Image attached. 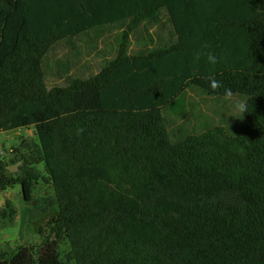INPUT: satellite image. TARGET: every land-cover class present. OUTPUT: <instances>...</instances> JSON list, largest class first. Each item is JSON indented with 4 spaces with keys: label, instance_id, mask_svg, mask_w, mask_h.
<instances>
[{
    "label": "trees",
    "instance_id": "1",
    "mask_svg": "<svg viewBox=\"0 0 264 264\" xmlns=\"http://www.w3.org/2000/svg\"><path fill=\"white\" fill-rule=\"evenodd\" d=\"M163 10L176 42L129 55ZM119 24L112 62L49 89L51 48ZM204 44L218 63L194 58ZM193 87L246 97L244 131L173 142L164 110ZM31 127L22 174L0 159V195L20 185L30 202L35 182L52 186L45 228L71 251L41 229L44 246L0 264H264V0H0V133Z\"/></svg>",
    "mask_w": 264,
    "mask_h": 264
},
{
    "label": "rangeland",
    "instance_id": "2",
    "mask_svg": "<svg viewBox=\"0 0 264 264\" xmlns=\"http://www.w3.org/2000/svg\"><path fill=\"white\" fill-rule=\"evenodd\" d=\"M162 24L146 22L141 24L131 38L129 55H143L173 43L171 25L165 10L161 12ZM164 30V37H162ZM123 26L101 28L79 38L70 39L50 49L44 60L47 85L49 89L63 86L68 76L89 79L98 75L102 68L112 62L117 55L119 38ZM224 99L211 96L200 88L193 87L164 110L169 121V132L173 142H181L189 135H199L217 126H222L230 135L242 133L246 126L245 113L241 118L226 117ZM38 142L33 127L13 132L0 133V159L6 162L13 174H22L23 162L16 150ZM25 152V151H24ZM41 172L43 167H39ZM30 202L25 200L20 185L0 195V258L9 259L19 247L44 246L38 234L58 242L62 258L71 251L64 235H50L45 228L47 220L58 213V203L52 186L44 181L32 186ZM14 214V215H13Z\"/></svg>",
    "mask_w": 264,
    "mask_h": 264
},
{
    "label": "clouds",
    "instance_id": "3",
    "mask_svg": "<svg viewBox=\"0 0 264 264\" xmlns=\"http://www.w3.org/2000/svg\"><path fill=\"white\" fill-rule=\"evenodd\" d=\"M202 57L206 58V61L209 64L218 63L216 55L210 50V47L207 44H204L202 46V49L194 54V58L196 60H200ZM211 87L214 90H217L219 87H222V84L220 81L212 79ZM222 95L226 102V117L241 118L243 117V114L248 111L249 104L248 99L246 97L239 96L229 88H225Z\"/></svg>",
    "mask_w": 264,
    "mask_h": 264
},
{
    "label": "crops",
    "instance_id": "4",
    "mask_svg": "<svg viewBox=\"0 0 264 264\" xmlns=\"http://www.w3.org/2000/svg\"><path fill=\"white\" fill-rule=\"evenodd\" d=\"M147 21H144L142 24H144V23H146ZM149 22V21H148ZM141 26V25H140ZM101 29V28H100ZM99 30V29H98ZM98 30H96V31H98ZM170 31V33L172 34V36H173V43H175L176 42V38H175V35H174V33H173V29H172V27H171V29L169 30ZM94 32V31H93ZM162 32V37H164L163 35H164V30H162L161 31ZM135 33V32H134ZM134 33L132 34V36L134 35ZM88 35V34H87ZM84 36V35H83ZM132 36H131V38H132ZM172 44V43H171Z\"/></svg>",
    "mask_w": 264,
    "mask_h": 264
}]
</instances>
